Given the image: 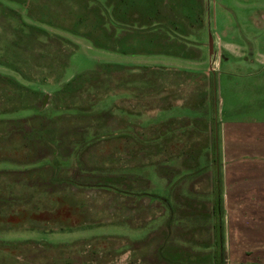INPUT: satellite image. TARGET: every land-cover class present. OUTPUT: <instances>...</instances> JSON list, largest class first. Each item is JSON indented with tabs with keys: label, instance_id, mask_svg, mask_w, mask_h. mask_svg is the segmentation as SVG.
<instances>
[{
	"label": "rangeland",
	"instance_id": "obj_1",
	"mask_svg": "<svg viewBox=\"0 0 264 264\" xmlns=\"http://www.w3.org/2000/svg\"><path fill=\"white\" fill-rule=\"evenodd\" d=\"M262 128L264 0H0V264H264Z\"/></svg>",
	"mask_w": 264,
	"mask_h": 264
},
{
	"label": "trees",
	"instance_id": "obj_2",
	"mask_svg": "<svg viewBox=\"0 0 264 264\" xmlns=\"http://www.w3.org/2000/svg\"><path fill=\"white\" fill-rule=\"evenodd\" d=\"M1 85L3 86V85H7V81L6 80H4L2 83H1ZM16 89V94L18 95L19 94V92H20V96H22L21 97V100H25L26 102H28L29 103V100H31L30 98H28V97H26V95L25 96H23L22 94H21V92L22 91H26V94H27V90L24 88V87H20V86H18V87H16L15 88ZM17 89H19V91H17ZM21 90V91H20ZM28 92H31V91H28ZM73 93V92H72ZM74 94V93H73ZM72 94V95H73ZM13 95H14V93H13ZM13 95H10V98H12L11 96H13ZM71 95V94H70ZM71 95V96H72ZM44 97V96H43ZM42 97V98H43ZM18 98V97H17ZM70 98V97H69ZM13 99V98H12ZM14 100V99H13ZM25 104V103H24ZM53 104L54 105H56L55 104V102H53ZM39 106V107H38ZM37 107L36 106H31V105H26L25 104V106H24V108H26V109H28V108H30V109H32V110H34V113L32 114V115H30V117H32V118H34L36 115H43V113L45 112V109L42 107V102H39V105H38ZM51 107V106H50ZM41 117H43V116H41ZM48 119L49 118H47L46 117V121H47V123H42V124H38L37 122H36V124H38L37 126H36V124H35V127H37V128H34L33 130H29V131H26V132H24V131H21L20 132V136H19V139H20V143H21V145H23V150H25V149H29V151H32L33 153H35V147L37 146L36 144H34V140H36L37 142H41V141H43L44 142V145H46V146H48V148H49V151L48 152H46V154H44L43 156H45V155H48L49 154V152H50V146H49V144H53V143H55V141H56V139L59 137V134L58 133H55V132H53L52 130H56L58 127H57V125L54 123V125L53 126H50L51 124H50V121H48ZM31 120V119H30ZM12 122H14V121H12ZM70 123H72V121H70L68 124H70ZM65 126H67L66 124H65ZM96 127H98V126H96ZM14 129L13 128H10L9 130H7V132H6V134H5V138L7 139L8 138V136L10 135V134H13V131ZM88 130H89V124L87 123V124H85L84 126H83V128H82V133H81V136L82 137H85L86 135H87V133H88ZM12 132V133H11ZM36 133V134H35ZM49 134V135H48ZM84 139V138H83ZM82 139V140H83ZM57 141H59L58 139H57ZM81 140H79V141H76V143H79ZM32 147V149H30ZM62 152H68V154L70 153V151H67V146H64L63 147V150H62ZM67 154V153H66ZM81 154H82V151H81V153L80 154H77V159L79 160V158H81ZM43 156H39V157H37L36 159H35V161L36 160H40V159H42L43 158ZM69 157V156H68ZM74 176H76V175H74Z\"/></svg>",
	"mask_w": 264,
	"mask_h": 264
},
{
	"label": "crops",
	"instance_id": "obj_3",
	"mask_svg": "<svg viewBox=\"0 0 264 264\" xmlns=\"http://www.w3.org/2000/svg\"><path fill=\"white\" fill-rule=\"evenodd\" d=\"M264 130V128H262V131ZM259 131V130H258Z\"/></svg>",
	"mask_w": 264,
	"mask_h": 264
},
{
	"label": "water",
	"instance_id": "obj_4",
	"mask_svg": "<svg viewBox=\"0 0 264 264\" xmlns=\"http://www.w3.org/2000/svg\"><path fill=\"white\" fill-rule=\"evenodd\" d=\"M45 97H46V95H45ZM42 104H44V103H42Z\"/></svg>",
	"mask_w": 264,
	"mask_h": 264
}]
</instances>
